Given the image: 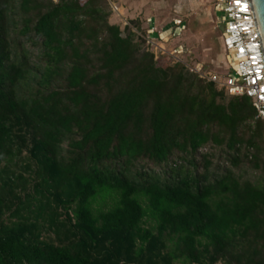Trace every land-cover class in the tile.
Wrapping results in <instances>:
<instances>
[{
    "label": "trees",
    "instance_id": "1",
    "mask_svg": "<svg viewBox=\"0 0 264 264\" xmlns=\"http://www.w3.org/2000/svg\"><path fill=\"white\" fill-rule=\"evenodd\" d=\"M107 8L0 0V264H264V121Z\"/></svg>",
    "mask_w": 264,
    "mask_h": 264
},
{
    "label": "rangeland",
    "instance_id": "2",
    "mask_svg": "<svg viewBox=\"0 0 264 264\" xmlns=\"http://www.w3.org/2000/svg\"><path fill=\"white\" fill-rule=\"evenodd\" d=\"M123 1L125 0H106L110 13L109 23L118 25L122 35L131 32L140 51L152 52L157 66L180 64L186 74L199 77L203 81L210 78L221 81L230 72L231 60L221 46L216 0H134L140 2L136 9L132 3L128 5V2L124 4ZM151 16L153 19L149 18ZM130 20L132 24L128 23ZM169 22L174 27L163 31L164 24ZM126 25L128 29H125ZM149 25L152 27H148ZM147 37L153 40V45L146 43ZM31 50V60L36 63L39 61L37 51ZM214 83L218 89L219 83ZM229 98L224 94L223 102L227 103ZM205 152L212 154V167L218 162L224 164V151L219 147L209 149L207 146ZM240 166L241 168H234L236 174H242L250 180L262 179L261 174L253 170L248 161L244 160ZM216 264L224 263L220 261Z\"/></svg>",
    "mask_w": 264,
    "mask_h": 264
},
{
    "label": "built area",
    "instance_id": "3",
    "mask_svg": "<svg viewBox=\"0 0 264 264\" xmlns=\"http://www.w3.org/2000/svg\"><path fill=\"white\" fill-rule=\"evenodd\" d=\"M221 27V46L232 68L218 89L227 96L244 95L255 108L256 119L264 121V50L250 8L249 0H216ZM116 9V7L114 6ZM146 43L153 45L150 38Z\"/></svg>",
    "mask_w": 264,
    "mask_h": 264
},
{
    "label": "water",
    "instance_id": "4",
    "mask_svg": "<svg viewBox=\"0 0 264 264\" xmlns=\"http://www.w3.org/2000/svg\"><path fill=\"white\" fill-rule=\"evenodd\" d=\"M249 2L264 50V0H249Z\"/></svg>",
    "mask_w": 264,
    "mask_h": 264
},
{
    "label": "crops",
    "instance_id": "5",
    "mask_svg": "<svg viewBox=\"0 0 264 264\" xmlns=\"http://www.w3.org/2000/svg\"><path fill=\"white\" fill-rule=\"evenodd\" d=\"M121 2H122V0H121ZM127 2H128V5H130V3H132L133 8H135V9H136L137 7L139 8V6H137V5H140V2H138V1H134V0H125V1H123L124 4H127ZM116 8L118 9V7H116ZM121 8H122V9H125V8L122 7V6H121ZM140 10H141V9H140ZM132 12H134V11H132ZM131 17H133V15H132ZM149 18H150V19H153L152 16L149 17ZM148 24H149V23H148ZM170 24H172V22H169V23H167V24L165 23V24H164V27H165V28H164V29L162 28V30L166 32V31H168L170 28L174 27V24H173V25H170ZM151 25H152V24H151ZM151 25H149L148 27L151 28V27H152ZM175 26H176V25H175ZM177 29H178V28H177ZM150 32H151V31H150ZM152 34H155V35H156V33H155L154 31H152Z\"/></svg>",
    "mask_w": 264,
    "mask_h": 264
}]
</instances>
